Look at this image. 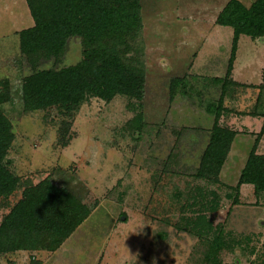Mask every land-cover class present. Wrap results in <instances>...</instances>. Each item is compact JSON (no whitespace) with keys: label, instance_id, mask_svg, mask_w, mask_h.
Masks as SVG:
<instances>
[{"label":"rangeland","instance_id":"1","mask_svg":"<svg viewBox=\"0 0 264 264\" xmlns=\"http://www.w3.org/2000/svg\"><path fill=\"white\" fill-rule=\"evenodd\" d=\"M226 1L141 0L146 80L142 129L136 131L127 123L134 111L121 95L110 101L88 97L71 119L55 106L24 110L21 77L30 68L20 57L18 32L34 22L26 0H0V78L11 84V98L2 111L14 133L4 160L19 178V186L0 199V222L26 187L44 178L89 206L95 204L55 251L17 250L0 255V264L43 260V264H202L203 241L176 224L194 216L190 209L184 210L186 194L195 185H204L193 174L213 123L205 105L216 101L220 92L210 77L224 76L230 56L232 28L214 23ZM240 1L248 6L253 0ZM258 40L253 44L249 36H241L233 71L236 79L244 75L254 81L258 75L261 80L264 41ZM80 57V39L71 36L60 61L42 67L71 65ZM190 72L198 79L189 78L187 94L170 98L171 77ZM235 92L239 101L226 97L228 108L250 105L251 95L256 101L259 89L234 88ZM62 120L71 122L66 146L59 139ZM230 120L232 126H250L248 116L237 120L231 114ZM226 121L222 117L220 124ZM236 138L224 168L229 169L224 172L229 185H235L252 148L241 136ZM247 187L241 191V201L233 204L226 196L228 188L208 186L218 192L219 202L206 215L237 246L220 253L222 264L264 262V192L255 196L253 186Z\"/></svg>","mask_w":264,"mask_h":264},{"label":"trees","instance_id":"2","mask_svg":"<svg viewBox=\"0 0 264 264\" xmlns=\"http://www.w3.org/2000/svg\"><path fill=\"white\" fill-rule=\"evenodd\" d=\"M26 4L34 23L18 32L20 57L30 68V72L21 77L23 109L55 106L71 119L88 97L110 101L121 95L129 99L127 105L134 111L128 126L140 131L146 80L141 0H26ZM215 23L232 28L230 56L224 76L210 77L214 85L220 87V92L216 101L205 105L206 111L213 114V123L193 174L194 178L203 180L204 185L197 184L186 194L189 201L184 203V210L190 209L194 216H187L182 224H176L177 229L203 241L202 264H222L220 253L236 246L206 215L208 211H215L219 202L218 192L208 186L217 184L228 188L226 196L232 197L233 204L239 202V188L243 183L253 185L255 196L264 192V154L256 152L264 134V99L261 100L264 84L258 85L259 94L250 111V114H261L262 126L238 180L231 186L219 178L237 133L229 125L220 124V120L231 111L224 106L225 98H232L233 89L241 85L231 77L238 39L240 35L252 39L264 37V0H253L248 6L240 0H227ZM71 36L80 39V59L62 67H42L51 60L60 61ZM189 78L198 79V75L172 76L169 97L187 94L184 87ZM10 85L8 79L0 78V199L8 197L19 186L18 176L9 170L4 160L14 138L11 121L2 111V105L11 98ZM70 126L69 120L61 121L59 139L63 146L69 143L66 135ZM94 205L89 206L65 188L57 187L50 178L27 186L0 222V255L17 250L55 251L90 215Z\"/></svg>","mask_w":264,"mask_h":264},{"label":"crops","instance_id":"3","mask_svg":"<svg viewBox=\"0 0 264 264\" xmlns=\"http://www.w3.org/2000/svg\"><path fill=\"white\" fill-rule=\"evenodd\" d=\"M221 10V9H220ZM219 10V11H220ZM214 23H215V20H214ZM216 24V23H215ZM241 36L242 35H240L239 36V39H238V45H237V50H236V53L238 52V49H239V43H240V38H241ZM246 36V35H245ZM258 39H260V41L261 40H263L264 41V37H259V38H255V39H252L251 37H250V41H251V43H253V44H256V42L255 41H259ZM263 47L262 48H264V44H261ZM258 48H260V46H258ZM238 56V55H237ZM261 56V60H264V56L263 55H260ZM236 60H237V58H236V55H235V59H234V61H233V67H232V71H231V77H232V79L234 80V81H236V82H238V83H240L241 85L239 86V87H236V91L240 88L242 91L244 90H246V89H248V88H253V89H259L258 88V85H260V84H264V75H263V73H264V69L263 68H261V70H263L262 71V77H261V80H257V77H258V75H256L257 77H255V79H254V81L253 80H251L250 78H244V75H241L240 77L241 78H239L238 77V79H236L235 77H234V70H235V68H234V64H235V62H236ZM194 63V62H193ZM263 63V62H262ZM262 63H260V65L262 64ZM264 64V63H263ZM191 66H192V64H191ZM191 66H190V68H191ZM258 70H260V68H258ZM190 74H193V73H191L190 72ZM246 77V76H245ZM249 77V76H248ZM263 80V81H262ZM239 92H235L234 94H233V96L236 98V101H237V103H238V101H239V97L237 96V94H238ZM251 101L253 102V103H251L250 105H246V106H240V107H238V106H231V107H229V109H231V111H230V113L228 114V115H225V116H223L227 121V125H229V123L231 124V125H229L230 127H232L233 129H235L236 131H237V133L235 134V136H234V138H233V141H232V143L237 139L236 137H238V136H241L242 137V139H243V141H246V143L247 142H249L250 143V145H251V147H252V145H253V143H254V140H255V136H256V134L259 132V130H260V128H261V126H262V121H263V117L261 116V114H250V111H252V109H253V107H254V104H255V99H253V95H251ZM237 103H236V105H237ZM224 106L225 107H227L228 108V104H226V102H224ZM243 107V108H242ZM259 110H261V109H259ZM249 112V113H248ZM231 114H234L235 115V117L237 118V120H241V117H246V116H248V118L250 119L249 121H248V123L250 124V126L248 125V127H247V125L245 126V127H241V128H239V127H236V126H232V122H231V120H230V117H231ZM250 116H252V117H250ZM253 116H256L255 118L253 117ZM252 118V119H251ZM222 119V118H221ZM253 119L254 120H256V122H257V120L258 121H260L261 122V125L260 126H258L257 127V125H255V124H253V123H251V121L252 122H254L253 121ZM230 121V122H229ZM256 122H254V123H256ZM234 125V124H233ZM247 136H250V139L247 137ZM252 141V142H251ZM232 143H231V146H230V150L232 149ZM229 150V151H230ZM256 152L258 153V154H264V134L260 137V139H259V142H258V145H257V147H256ZM229 153V152H228ZM227 161H228V155H227V158H226V160H225V162L223 163V165H222V168H221V170H220V173H219V178H220V180H221V182H223V183H225V184H227L226 183V180H225V178H224V172L226 173V171L228 172L229 171V169L228 170H226V171H224L225 169V166H226V164H227ZM246 161V160H245ZM245 164V163H244ZM243 168V167H242ZM241 168V169H242ZM240 172H241V170H240ZM240 174V173H239ZM239 174H238V176H237V179H236V182H237V180H238V177H239ZM236 184V183H235ZM250 183H243V184H241V186H240V188H239V200L241 201V194H242V190H243V188L244 187H246L247 189H249L248 187H247V185H249ZM227 185H229V184H227ZM252 185V184H251ZM231 186H233V185H231ZM253 186V185H252ZM253 193H254V188H253ZM43 253V252H42ZM43 262H44V260L40 263V264H43Z\"/></svg>","mask_w":264,"mask_h":264},{"label":"water","instance_id":"4","mask_svg":"<svg viewBox=\"0 0 264 264\" xmlns=\"http://www.w3.org/2000/svg\"><path fill=\"white\" fill-rule=\"evenodd\" d=\"M124 218H125L124 216L121 217L122 220H123Z\"/></svg>","mask_w":264,"mask_h":264}]
</instances>
